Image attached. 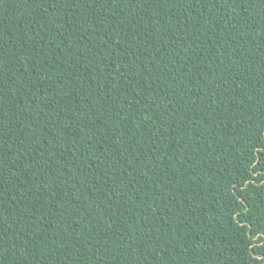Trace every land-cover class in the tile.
I'll return each instance as SVG.
<instances>
[{
  "label": "trees",
  "instance_id": "obj_1",
  "mask_svg": "<svg viewBox=\"0 0 264 264\" xmlns=\"http://www.w3.org/2000/svg\"><path fill=\"white\" fill-rule=\"evenodd\" d=\"M0 264H264V0H0Z\"/></svg>",
  "mask_w": 264,
  "mask_h": 264
}]
</instances>
